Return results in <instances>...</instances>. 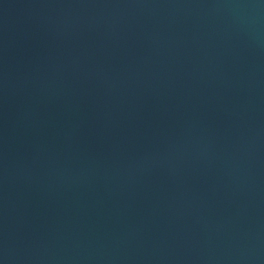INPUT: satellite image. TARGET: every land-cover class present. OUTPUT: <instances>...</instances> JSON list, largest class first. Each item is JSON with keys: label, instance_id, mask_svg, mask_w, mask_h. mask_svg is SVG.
Segmentation results:
<instances>
[{"label": "water", "instance_id": "obj_1", "mask_svg": "<svg viewBox=\"0 0 264 264\" xmlns=\"http://www.w3.org/2000/svg\"><path fill=\"white\" fill-rule=\"evenodd\" d=\"M0 264H264V0H0Z\"/></svg>", "mask_w": 264, "mask_h": 264}]
</instances>
